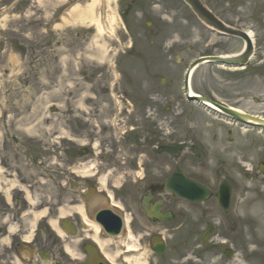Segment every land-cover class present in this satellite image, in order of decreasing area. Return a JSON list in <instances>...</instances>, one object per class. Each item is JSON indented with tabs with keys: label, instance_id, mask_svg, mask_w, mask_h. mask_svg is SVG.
<instances>
[{
	"label": "rangeland",
	"instance_id": "374dc122",
	"mask_svg": "<svg viewBox=\"0 0 264 264\" xmlns=\"http://www.w3.org/2000/svg\"><path fill=\"white\" fill-rule=\"evenodd\" d=\"M14 1L4 0L10 2L9 14L4 23L10 27L12 69H16L11 79L12 103L31 102L30 105L12 104L10 138H18L20 142L15 148L18 160L26 169L23 176L42 177V184L36 185L40 187L37 193L41 194L36 202L47 203L49 206L53 170L57 167L62 170L57 163L70 160L67 157L68 148L72 144L69 139L75 140L77 150L83 148L85 136L76 128H83L88 124L97 132L104 129L103 134H97L98 140L94 143L97 145L94 148L88 147L97 159L102 157L100 152H104L106 144L113 147L129 145L130 142L123 139L127 134L130 136L128 139L134 134L133 137L139 139L137 145L146 153L149 150L155 152L153 144H148V126H155L156 123L151 114L150 118L144 115L158 112L165 117L161 127L169 145L185 149L181 158L170 160L183 161V170L188 177L199 179L214 194L222 182L230 181L234 186L231 211L225 214L218 209L217 213L218 222L230 224L231 230H237L240 238L237 240L238 249L236 248L239 253L236 260L229 264H264V176L258 170V165L264 164V131H243L223 117L188 103L181 91L184 72L195 58L196 51L204 52L201 50L217 42V37L203 27L180 0H144L142 3L147 14L141 26L143 27L145 21L158 22L161 31L159 42L163 43L165 38L169 41L166 45L157 46L153 56L146 59L143 56L119 58L117 55L135 42L133 33L135 35L138 30L137 23L131 19L129 21L133 26V33L128 28L126 30L121 16V11L129 0H103L99 9L96 8L95 12L104 23L106 32L98 30L97 23L92 20L70 15V7L76 5L84 8L90 0H40L39 3L26 0L28 3L25 6L15 5ZM204 1L230 27L253 33L255 55L248 68L242 71L223 70L212 66L199 68L192 79L194 92L202 94L205 88H212L218 91L214 96L210 95L212 98H217L226 106L264 119V0ZM54 9L58 11V20L54 21L59 25L52 35L49 20ZM47 27L48 30L45 29ZM141 31L140 50L150 52L153 50L150 46L152 38L147 31ZM183 39L186 40V53L179 56ZM56 44L59 59L57 68L48 51ZM39 49L47 57L35 53ZM241 49V42L231 39L214 55L235 54ZM120 68L125 72L123 77L118 74L122 71ZM56 74L64 82V86H70L72 94L68 90L67 93L71 97L82 96L84 93L86 106L84 110L75 111L80 117L75 119L79 125L82 123L80 126L68 125L67 115L70 113L68 109L71 104L69 99L57 98L54 101L60 105L67 104L59 107L55 114L50 112V99L38 100V103L34 100L43 91L49 90ZM130 74L134 78L129 77ZM162 78L166 81L161 86ZM130 80L142 83V95L138 84H129ZM28 89L33 92L34 98L19 100L26 95L25 91ZM114 96L121 97V106L116 104ZM33 103H37L38 111L30 115L28 112ZM152 105L156 106V110L151 108ZM143 106L146 108L142 109ZM26 118L28 119L25 120ZM36 121L39 122L35 126L36 135L22 132ZM67 128H73V134L68 137L61 136V130ZM89 135L95 137L92 131ZM113 138L115 139L112 143L107 141ZM30 141L34 143H29ZM36 144L41 146L40 168H37L38 165L30 166L28 149L34 150ZM194 148L200 150L197 156L193 152ZM23 150L26 158L22 154ZM78 154L79 151L76 155ZM94 171L95 169L92 172ZM247 172L253 176L251 179L246 178ZM215 203L213 197L206 206L212 207ZM247 243L250 248L247 249L248 254L245 253ZM255 255L258 259L253 260L251 257Z\"/></svg>",
	"mask_w": 264,
	"mask_h": 264
},
{
	"label": "flooded vegetation",
	"instance_id": "af4514ba",
	"mask_svg": "<svg viewBox=\"0 0 264 264\" xmlns=\"http://www.w3.org/2000/svg\"><path fill=\"white\" fill-rule=\"evenodd\" d=\"M135 1L128 5L127 19L133 15L143 19L146 14L141 6L131 11L144 0ZM154 28L152 25L150 30ZM8 51L9 42H4L0 49L3 86L9 85ZM182 52L185 54V46ZM132 53L140 52L132 48L127 54ZM4 94L2 91L0 101ZM4 123L0 106V135L5 131ZM142 156L104 162L95 178L69 176L76 173L71 167L67 172H56L52 207L43 210L45 218L35 229H31L30 219H25L33 212L22 202L25 197L14 198L11 208L0 192V264H214L221 254L218 245L228 237L216 226H212L205 245L202 235L217 216L204 214L199 207L164 192L172 174L170 165L178 162L140 160ZM18 173L9 161V150L0 148L1 191L5 181L10 182L7 177ZM40 180L31 179L30 183ZM120 181L119 186L115 184ZM160 246L164 253L158 256Z\"/></svg>",
	"mask_w": 264,
	"mask_h": 264
},
{
	"label": "water",
	"instance_id": "95a60500",
	"mask_svg": "<svg viewBox=\"0 0 264 264\" xmlns=\"http://www.w3.org/2000/svg\"><path fill=\"white\" fill-rule=\"evenodd\" d=\"M192 9L193 11L197 14V16L202 20L204 21L206 24L220 30V31H223V32H226L230 35H235V36H240L242 38H244L245 40L247 39L246 35L243 34V33H239V32H236V31H233V30H230V29H227L225 28L205 7L204 5L200 2V0H184ZM248 45H249V50L247 52V54L242 57V61H241V65L245 64L248 60V56L250 55L251 53V46H250V43L248 42ZM212 60H215L217 61L218 63H221V64H227V65H237L238 63V59H232V60H222V59H212ZM196 65V64H195ZM195 65L191 66L189 72H188V75L190 73V71L195 67ZM186 92L188 93V87L186 88ZM191 100H196L198 102H203L202 99L200 98H193ZM220 109V108H219ZM222 110L223 112H225L226 114L230 115L231 117H233L234 119L238 120V121H241L243 123H248V124H260L261 127H264V121L263 120H257L251 116H246V115H243V114H240L238 112H235V111H231V110H226V109H220ZM254 122V123H253ZM172 154V152H171ZM183 196L184 197H187L189 199H193V193H191L190 191H183ZM229 196L227 194V197L226 199H228ZM227 201V200H226Z\"/></svg>",
	"mask_w": 264,
	"mask_h": 264
},
{
	"label": "bare ground",
	"instance_id": "6f19581e",
	"mask_svg": "<svg viewBox=\"0 0 264 264\" xmlns=\"http://www.w3.org/2000/svg\"><path fill=\"white\" fill-rule=\"evenodd\" d=\"M103 0H90V3L84 7V8H80L78 6H75L74 8H72L70 15L72 17H75L76 15L80 16V17H85V20H92L94 22L97 23L98 26V30L100 31H105L106 32V28L104 26V23H102L101 18H99L98 14H96V8L99 9V7L102 5ZM98 11V10H97ZM103 33V32H100ZM250 38H252L253 40V33L252 32H248ZM116 102L119 105H122V102L119 98L116 97Z\"/></svg>",
	"mask_w": 264,
	"mask_h": 264
}]
</instances>
